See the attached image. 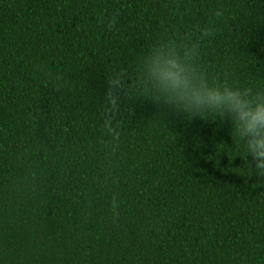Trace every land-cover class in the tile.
<instances>
[{
	"label": "trees",
	"instance_id": "1",
	"mask_svg": "<svg viewBox=\"0 0 264 264\" xmlns=\"http://www.w3.org/2000/svg\"><path fill=\"white\" fill-rule=\"evenodd\" d=\"M209 23L206 71L264 85V0H0V264H264L230 120L119 90L104 126L113 71Z\"/></svg>",
	"mask_w": 264,
	"mask_h": 264
},
{
	"label": "clouds",
	"instance_id": "2",
	"mask_svg": "<svg viewBox=\"0 0 264 264\" xmlns=\"http://www.w3.org/2000/svg\"><path fill=\"white\" fill-rule=\"evenodd\" d=\"M213 15L219 19L222 12ZM114 22V21H113ZM198 35L187 33L175 41H157L135 64V77L125 84L127 70L113 71L108 77L110 90L102 103L104 126L113 140L119 132L112 127V117L120 114L119 97L123 90L129 97L144 96L166 102L189 118L230 120L232 136L240 141V156L254 160L245 169L264 183V85L233 84L227 79L211 76L201 62V41L215 34V24L197 29ZM234 139V137H233Z\"/></svg>",
	"mask_w": 264,
	"mask_h": 264
}]
</instances>
